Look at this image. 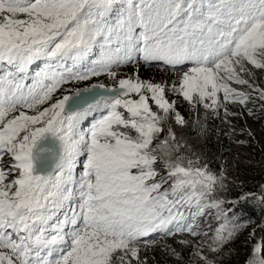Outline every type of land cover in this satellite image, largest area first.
Masks as SVG:
<instances>
[{"label": "snow or ice", "instance_id": "6c2138e0", "mask_svg": "<svg viewBox=\"0 0 264 264\" xmlns=\"http://www.w3.org/2000/svg\"><path fill=\"white\" fill-rule=\"evenodd\" d=\"M258 74L264 0H0V264H149L142 246L177 234L216 264L206 250L242 225L225 176L181 152L179 104H264ZM246 264H264V237Z\"/></svg>", "mask_w": 264, "mask_h": 264}, {"label": "trees", "instance_id": "16d2710c", "mask_svg": "<svg viewBox=\"0 0 264 264\" xmlns=\"http://www.w3.org/2000/svg\"><path fill=\"white\" fill-rule=\"evenodd\" d=\"M257 82L264 86V74H258ZM226 108L227 114L223 111L213 113L203 108H188L184 112L187 120L185 128L191 139H200L203 145V150L193 156L194 159L198 158L201 165H207L214 173L225 176L230 169L231 159L236 160V154L246 155L250 162L248 166L238 168L237 182L240 185H229L230 202L226 205L231 209L229 214L234 212L233 219L242 226L219 253L206 250V254L216 264H246L253 242H260L261 237H264V232L260 231L264 228V205L258 200L264 188V104L256 101L250 102L247 107L228 104ZM249 109L252 110L251 114ZM235 149L241 151L236 153ZM232 175L234 177V172ZM246 193L256 195L240 199ZM214 216L215 209H212L208 219L215 224ZM201 227H207V220ZM254 229L257 235L253 237L251 233ZM156 237L152 244L142 246L149 264H177L176 257L170 252L172 248L183 254L182 264H192L194 257L186 246L180 244L181 239L191 240V237L184 234Z\"/></svg>", "mask_w": 264, "mask_h": 264}, {"label": "rangeland", "instance_id": "374dc122", "mask_svg": "<svg viewBox=\"0 0 264 264\" xmlns=\"http://www.w3.org/2000/svg\"><path fill=\"white\" fill-rule=\"evenodd\" d=\"M95 54L98 55V50H96ZM38 66H39V63L37 65L34 64L32 66V68L35 67V69L31 68L30 69L31 72L34 73V71L36 70V68ZM131 72H132V70L128 67H124L121 69V75H131ZM168 75H169L168 72L161 71V70L156 69L154 67L142 66L141 70H140V76L144 80H154L156 82H159L162 79H165ZM172 76H173V78H175L176 73L173 72ZM99 79H100V81L108 83L109 85H111L113 83L111 80H108L105 77H100ZM188 108L190 109V106L186 102L179 104V111L183 115H184L185 110ZM97 118H99V113L90 114L85 120L82 121L81 128L84 131H87V129L91 126V123L94 122V120ZM176 131H177L178 140H180L181 143H183L185 145V147L181 149V152L184 153L185 156L192 155L191 158H194L193 156H195L196 154H198L200 151L203 150V145H202L201 140L200 139H191V137L188 134L185 127L180 128L177 126ZM188 151L191 152V154H189ZM234 151H236V153H237L238 151H241V150L235 149ZM235 157H236V160L231 159L230 169L228 170V172L225 175V181H224L225 186L223 189H220L218 191V195H219L220 199H223L225 201V206L230 202V198H229L230 186L229 185H231L232 183H235L234 184L235 186L240 185L239 184L240 182H237V181H239V170H238V168L240 166H248L247 164H250L247 156L244 154H236ZM76 172H77V174L80 172L79 167H77ZM233 172H234V177L232 175ZM156 239H157V237L154 240H156Z\"/></svg>", "mask_w": 264, "mask_h": 264}, {"label": "bare ground", "instance_id": "6f19581e", "mask_svg": "<svg viewBox=\"0 0 264 264\" xmlns=\"http://www.w3.org/2000/svg\"><path fill=\"white\" fill-rule=\"evenodd\" d=\"M38 63H39V62H37V64H38ZM37 64H36V65H37ZM33 69H35V67H34Z\"/></svg>", "mask_w": 264, "mask_h": 264}]
</instances>
